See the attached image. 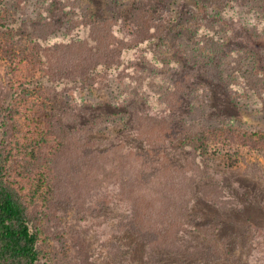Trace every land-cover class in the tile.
<instances>
[{"label": "trees", "instance_id": "16d2710c", "mask_svg": "<svg viewBox=\"0 0 264 264\" xmlns=\"http://www.w3.org/2000/svg\"><path fill=\"white\" fill-rule=\"evenodd\" d=\"M5 1L0 0V56L10 68V77L6 91L0 95V264H52L49 243L55 238L62 245L63 254L65 247H74L73 243L77 246L74 236L71 243L66 238L63 218L66 210L61 214L57 209V202L63 197L70 199L67 214H74L81 222L84 217L99 219L113 203L120 209L133 203V215L145 211L151 218L124 219L122 228L138 235L149 249L166 248L175 252V238L171 236L175 215H178V224L185 217V221L194 226L202 220L201 212H204L200 209L201 212L195 214L196 210L193 211L186 198L192 196L193 178L186 183L178 179V184L168 190L173 196L179 191L184 193V205L177 206L175 202L176 205L168 209L170 198L164 196L161 209L157 211L154 203L141 193L147 184L139 174L135 178H123L127 175L124 173L122 176L133 154L124 156L122 146L114 147L97 140L95 136H99L101 125L78 105L74 96L78 92L88 93L91 87L101 89L99 84L112 92H124L123 86H128L137 100L139 97V102L149 99L152 105L161 106L176 100L178 88H183V84L181 78L169 72L175 67H171L176 62L173 57L150 51L149 58L155 59L162 73L137 79L128 74L129 69L134 68L136 51L140 47L149 50L154 42L163 49L165 39L180 36L183 47L203 45L201 41H204L210 49L211 44L221 41L216 36L225 31L226 26L221 24L224 20L264 32V0H194L202 3L210 17L213 16L212 21L201 18L194 21L197 35L201 29L204 31L201 36L193 37L187 32L189 44L184 28H180L181 20L176 21L171 14V7L179 6L183 3L181 0H147L127 15L112 12L107 18L101 15L85 20L76 12L79 0H42L47 5L43 6L44 14L29 30H25L23 16L8 10ZM55 1L56 5L52 4ZM236 13L241 16L234 19ZM181 15L182 12L178 17ZM180 47L169 51L180 52ZM141 82V87L136 86ZM261 83V80L256 84L246 81L245 86L248 90L252 86L251 91L259 93L263 89ZM60 101L64 110L57 108ZM171 107L169 104L170 113ZM135 117L133 136L146 147V152L138 151L140 155L168 152L166 148L174 147L170 140L177 133L178 144L198 158H203L215 146H235L264 159L262 128L231 127L232 122L230 126L189 122L180 125L177 132L172 129L171 116L169 119L151 115ZM159 158L165 162L159 165L168 168L166 154ZM245 173L254 174L252 170ZM117 179L121 184L111 189L110 185ZM163 185L161 194L165 193L166 183ZM204 199L194 201L204 202ZM177 207L184 208V213L177 212ZM199 226L201 230L195 231L202 236L207 257L211 252L232 264L235 258L229 253L227 241L215 242L213 234L217 230L212 231L211 225L199 223ZM146 228L151 229L149 238L142 231ZM249 230H246L247 244L252 241V232L258 231L257 228ZM259 235L264 237V229ZM80 246L82 242L75 249L82 258ZM245 247L248 253L255 251L250 250V246Z\"/></svg>", "mask_w": 264, "mask_h": 264}, {"label": "rangeland", "instance_id": "374dc122", "mask_svg": "<svg viewBox=\"0 0 264 264\" xmlns=\"http://www.w3.org/2000/svg\"><path fill=\"white\" fill-rule=\"evenodd\" d=\"M143 1L147 0H116V4L111 6L113 0H79L80 7L76 12L82 20L96 19L95 16L101 15L107 18L112 12L127 15ZM181 2L183 3L179 6L171 7L172 18H176V21L181 20L180 28H184L185 34L190 32L189 35L192 37L201 36L204 29L197 35L195 30L197 23L194 21L199 18L202 21H212L213 14L210 17L208 9L194 0ZM5 4L11 12L23 16L25 30L39 23L43 6L46 5L42 0H6ZM52 4L56 5V1ZM50 10L52 12V8ZM181 12V17H178ZM239 16L241 14L236 13L234 19ZM221 24L226 26L225 31L216 36L221 41L211 44L210 49H207L204 41H201L203 45L198 43L192 48L188 45L183 47L180 36L178 39H165L163 49L154 42L150 44L149 50L144 51L140 47L136 51L134 68L131 67L128 74L131 73L132 78L137 79L162 73L155 65V59L149 58L150 51L173 57L176 62L171 67H175H170L169 72L177 79L181 78L183 84V88H178L176 100H169V103L161 106L155 103L154 106L153 101L149 99L139 102V97L137 100L128 86H123L124 92H120L121 90L112 92L98 83L101 89L91 87L88 93L78 92V95L74 96L78 105L89 111V115L96 118L101 125L99 136H95L97 140L114 147L122 146L124 156L133 154L122 176L124 173L128 176L125 175L123 178L131 176L135 178L139 174V178L147 184L141 193L154 203L157 211L161 209L160 203L164 202V196L170 198L168 209L176 203L177 206L184 205L185 195H182L184 193L179 191L173 196L172 191L168 190L178 184V179L186 183L193 178L192 196L186 198L192 204L193 211L196 210L195 214L201 212L200 209L204 211L201 212L202 220L198 221V225L194 224V227L185 221V217L178 224V215H175L171 231L173 232L171 236L175 238L173 247L175 252L171 253L166 248H147L138 235L122 228L121 223L124 219L135 220V216L145 220L151 218L145 211L133 215L135 204L125 205L120 209L113 203L99 219H94L93 216L84 217L81 222L74 214H67L70 199L63 197L57 202V209L61 210V214L63 209L66 210L63 217L66 238L71 243L74 236L77 246L82 242L80 247L83 256L81 258L74 243V247H65L66 255L63 254V247L55 238L49 243L52 264H227L226 258H220L211 252L207 257L208 250L202 246L204 244L202 236L195 231L201 230L199 223L211 225L214 228L212 231L217 230L213 234L215 242L227 241L229 253L235 258L231 260L232 264H264V237L259 235L264 229V159L261 156L241 147L215 146L209 149L203 158H198L190 155L187 148L178 144V136L175 140L177 133L172 141L170 140L174 147L166 148L168 152L161 150L162 152H158L157 155L147 153L140 155L138 151L142 149L146 152V147L139 143L132 133V122L137 115L143 117L151 115L159 119L165 117L169 119L171 116L174 127L172 129L177 132L180 125H187L189 122L214 124L212 126H230L232 122L231 127L264 129V32H255L239 25L238 22L229 21L228 24L224 20ZM186 36L189 44L190 36L188 34ZM179 46L180 52L169 51ZM9 77L10 68L0 56V95L6 91ZM257 80L262 81L263 87L259 93L251 91L254 89L252 86L249 90L246 88V81L256 84ZM142 84L143 82L136 83V86L141 87ZM169 104H172L171 113ZM57 108L64 110L63 101L57 104ZM163 154H166L168 160L166 169L159 165L165 163L159 158ZM248 170H252L254 174H246L245 171ZM117 183L121 184V181L115 180V188L114 184H111V189H117ZM163 183H166L165 193L161 194L160 187H164ZM209 187L211 188L208 189ZM212 187L217 189L214 191ZM202 198H206L204 202L194 201ZM181 200L183 201L178 205ZM208 200L211 204L207 203ZM212 202H215V207ZM148 209L150 210L149 206ZM177 212L184 213V208H178ZM248 226L251 231L258 229L256 233L252 232V241H248L249 244L246 243ZM142 231L145 232L143 234H146V238L152 235L150 228ZM79 238L81 242L78 243ZM245 246H250V250L255 251L248 253Z\"/></svg>", "mask_w": 264, "mask_h": 264}]
</instances>
